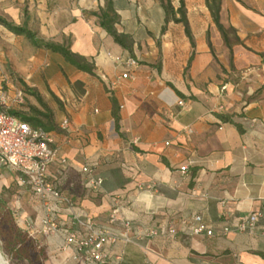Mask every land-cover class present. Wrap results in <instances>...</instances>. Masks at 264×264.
I'll return each instance as SVG.
<instances>
[{"label": "crops", "instance_id": "obj_1", "mask_svg": "<svg viewBox=\"0 0 264 264\" xmlns=\"http://www.w3.org/2000/svg\"><path fill=\"white\" fill-rule=\"evenodd\" d=\"M107 1L130 48L89 14ZM184 4L193 44L182 23L166 22L162 0H0V15L45 41L69 44L94 65V74L77 69L0 24V82L19 87L28 101L13 110L51 127L57 155L47 172L62 175L61 188L83 220L119 231V221L110 222L117 204V217L133 230L174 221V235L110 245L106 264H117V256L122 264H264V0H222L220 21L239 38L230 36V47L206 0ZM129 57L136 64L122 63ZM85 165L103 178L99 190L87 186ZM14 202L41 227L35 195L27 189ZM52 208L61 233L35 234L47 254L43 264H78L60 245L65 233L82 228L67 205L52 201ZM196 213L215 235L188 234L180 219ZM252 214L259 216L252 231L235 230Z\"/></svg>", "mask_w": 264, "mask_h": 264}, {"label": "built area", "instance_id": "obj_2", "mask_svg": "<svg viewBox=\"0 0 264 264\" xmlns=\"http://www.w3.org/2000/svg\"><path fill=\"white\" fill-rule=\"evenodd\" d=\"M123 64L131 66L136 64L132 57L122 61ZM123 78L130 77L129 72H123ZM17 99H22V91L17 92ZM7 97L0 95V167L8 168L18 173L21 184L29 186L38 196L41 207V227L35 228L28 216L19 215L18 221H22L23 227L32 235L40 233L44 236H53L61 233V226L53 213L52 201L61 202L68 206L71 213L73 225L82 228V233L72 229L65 233L61 239L62 251L71 250L70 257L78 264H106V248L118 240L124 242L139 243L142 238L158 235H174L177 229L174 221L169 219L159 226H136L133 230L132 223L126 218H118L119 205H115L110 213V222L119 221L121 230L113 231L101 227L94 221L83 220L74 210L71 198L59 189L50 179L47 172L48 166L55 160L57 152L52 145L50 133L42 126H33L28 121L8 113ZM183 104L182 100L178 101ZM256 119H252L255 122ZM187 133H192V128H186ZM63 164L66 163L64 159ZM187 165L181 170L185 172ZM86 174V184L90 189L99 190L103 185V178L95 174L88 165L82 167ZM259 216L252 214L249 218H242L235 227L237 231H252ZM182 225L188 228L189 235H215L201 214L196 213L189 217L180 219ZM120 264L121 256H117Z\"/></svg>", "mask_w": 264, "mask_h": 264}, {"label": "trees", "instance_id": "obj_3", "mask_svg": "<svg viewBox=\"0 0 264 264\" xmlns=\"http://www.w3.org/2000/svg\"><path fill=\"white\" fill-rule=\"evenodd\" d=\"M207 6L210 10V13L212 15V18L216 25L218 26V29L220 30L224 42L230 47L231 44V38L230 34L233 35V39L236 41H239L238 36L233 34V31L231 28H226L220 21V12H221V4L222 0H206ZM162 5L164 8V11L166 13V22L172 20L175 22H180L184 25L185 28V33L188 35L190 38L192 44H193V36L191 34V29L189 26L188 18H187V13H186V8L184 4V0H180V5L175 8L171 2V0H162ZM89 14L96 15L98 17L99 24L106 29V31L113 37V39L121 44L125 48H130L132 44V40L130 36L124 32H118L116 29V23L119 21V15L116 12L113 3L111 1H107L105 7H100L97 11H91ZM0 24H3L6 26L9 30L14 32L17 35H23L25 36L35 47L37 48H43L47 49L49 51L59 53L60 55L63 56L64 60L68 63L76 67L77 69H80L82 71L88 72L90 74H94V65L92 62H89L87 58L84 56L78 55L74 52L71 51L69 44L63 43H54L50 41H45L42 38H39L36 34V32L28 29L25 26H21L18 24L13 23L12 21H9L2 15H0ZM165 30V27L162 28V32ZM27 89V88H26ZM30 91V90H28ZM31 94H33L38 102L46 106L45 103L43 102L42 98L34 91H30ZM2 109V106L0 105V110ZM31 111L36 113L37 115L41 116H46L44 113L38 111L34 107H30ZM8 113L14 114L20 119L28 121L31 125L33 126H42L44 127L48 132L50 131L51 127H48L44 121L38 117V116H27V115H22L20 112L8 109ZM115 115V122L118 119L117 113H114ZM219 117L223 121H233L232 115L230 114H218ZM117 126V123H116ZM3 168V167H0ZM59 177L61 178L62 175H56L54 177H50L52 182L63 191L61 188V184L59 182ZM12 185V186H10ZM12 189V193H9L10 195L13 196H20L23 191L29 190L33 195H35L38 199V196L35 194V192L27 185H23L20 183L18 180V173L15 176L13 180L9 183V186H4V191H7L8 188ZM14 190V192H13ZM39 200V199H38ZM2 204L5 205L6 208V213L11 216L10 221L12 223L18 219L19 214L15 212L18 208V203L14 206L8 205V203L4 200L1 201ZM14 224V223H13ZM0 237L3 238L4 243L6 244V250L12 255L16 256L17 259H24L28 261V263L34 261L36 262L38 260V257L40 256L41 259H45L47 254L45 251V248L43 245H41L40 241L38 238L32 237L31 233L28 230H23L22 228L18 226H10V230L7 231L6 234H3V232L0 231ZM40 249V250H39ZM30 256H32V259L30 260ZM122 261L120 260L119 263ZM118 263V262H116ZM42 264V263H39Z\"/></svg>", "mask_w": 264, "mask_h": 264}, {"label": "rangeland", "instance_id": "obj_4", "mask_svg": "<svg viewBox=\"0 0 264 264\" xmlns=\"http://www.w3.org/2000/svg\"><path fill=\"white\" fill-rule=\"evenodd\" d=\"M173 1H177V0H173ZM239 1L242 4H246V0H236ZM106 6V5H105ZM104 6V7H105ZM91 12V11H90ZM231 38L233 39V35L230 34ZM44 64H46V62H44ZM11 88H8L5 85V81L4 82H0V95L4 94L7 97V108L8 109H14L16 107V105H18V103H27L28 101L26 100V98L23 96L22 99H17V92L19 91L18 89H20L19 87H16L14 89H11V94L9 93ZM17 175V172L11 171L8 168H0V231L3 232V234H6L8 230H10V226H18L20 228H22L23 230H25L24 227H21L20 223L18 222V219L15 220L13 223L12 221H10L11 216L9 214L6 213V208L5 205L1 203L2 200L6 201L8 203V205L10 206H14L13 203L14 202V197L13 195H10L9 193H12V189L9 187L7 189V191H4V186H9V185H4V178H8L11 180H13L15 178V176ZM12 186V185H10ZM14 192V190H13ZM15 212H17L16 210H14ZM32 237H36V235H32ZM0 249L3 252L4 256L6 257V259L9 261L10 264H39V263H44V259L39 256L38 260L36 262L32 261L31 263L24 259H17L16 256H12L7 250H6V244L3 241V238L0 237ZM40 250V249H39ZM30 260H34L32 259V256H30Z\"/></svg>", "mask_w": 264, "mask_h": 264}, {"label": "bare ground", "instance_id": "obj_5", "mask_svg": "<svg viewBox=\"0 0 264 264\" xmlns=\"http://www.w3.org/2000/svg\"><path fill=\"white\" fill-rule=\"evenodd\" d=\"M0 264H10L0 249Z\"/></svg>", "mask_w": 264, "mask_h": 264}]
</instances>
